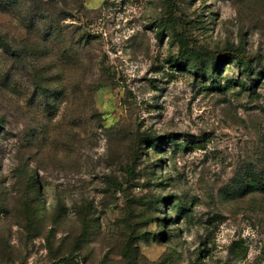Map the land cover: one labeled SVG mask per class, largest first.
Instances as JSON below:
<instances>
[{
	"label": "rangeland",
	"instance_id": "1",
	"mask_svg": "<svg viewBox=\"0 0 264 264\" xmlns=\"http://www.w3.org/2000/svg\"><path fill=\"white\" fill-rule=\"evenodd\" d=\"M181 35L256 77L264 0H0V264H264V76Z\"/></svg>",
	"mask_w": 264,
	"mask_h": 264
},
{
	"label": "trees",
	"instance_id": "2",
	"mask_svg": "<svg viewBox=\"0 0 264 264\" xmlns=\"http://www.w3.org/2000/svg\"><path fill=\"white\" fill-rule=\"evenodd\" d=\"M175 20L177 21V24L181 25L184 27V31H186V23L183 19L179 17H175ZM184 43V46L190 47L193 49V51H196L194 53H197L199 55H204L207 56L211 61H217L219 59H224V58H234L236 60V63L241 67V69L248 75V79L245 81L240 80L239 84H241L242 87H247V89H252L254 88L256 82L260 79V77L264 76V68L258 72L256 77H252V56L247 55L244 53V51L241 49L240 46L238 47H229L224 50H210V49H202L195 43H192L190 39H188L185 35H181L179 38ZM0 46H2L5 50H9L8 45L4 42V40L0 37ZM212 86L214 88H224L225 86H220L219 83H216V81L212 80ZM157 142V139L152 137L151 138V145H155ZM248 176H250L249 173H247ZM251 177V176H250ZM240 186L242 191L246 190H251V189H257V190H263L264 191V176H256L253 174V177L246 181V180H241ZM164 202L163 199H157L154 203L157 205L161 204Z\"/></svg>",
	"mask_w": 264,
	"mask_h": 264
}]
</instances>
